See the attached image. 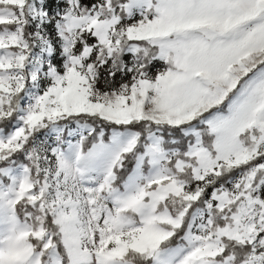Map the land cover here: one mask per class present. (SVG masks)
Returning <instances> with one entry per match:
<instances>
[{
	"label": "snow or ice",
	"instance_id": "obj_1",
	"mask_svg": "<svg viewBox=\"0 0 264 264\" xmlns=\"http://www.w3.org/2000/svg\"><path fill=\"white\" fill-rule=\"evenodd\" d=\"M0 264H264V0H0Z\"/></svg>",
	"mask_w": 264,
	"mask_h": 264
}]
</instances>
